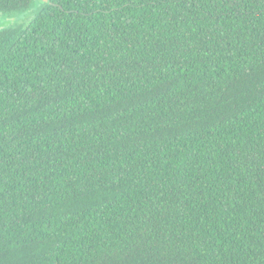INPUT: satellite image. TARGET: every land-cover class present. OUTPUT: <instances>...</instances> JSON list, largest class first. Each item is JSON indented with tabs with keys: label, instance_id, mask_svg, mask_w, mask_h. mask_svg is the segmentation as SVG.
I'll list each match as a JSON object with an SVG mask.
<instances>
[{
	"label": "trees",
	"instance_id": "1",
	"mask_svg": "<svg viewBox=\"0 0 264 264\" xmlns=\"http://www.w3.org/2000/svg\"><path fill=\"white\" fill-rule=\"evenodd\" d=\"M0 264H264V0H0Z\"/></svg>",
	"mask_w": 264,
	"mask_h": 264
},
{
	"label": "rangeland",
	"instance_id": "2",
	"mask_svg": "<svg viewBox=\"0 0 264 264\" xmlns=\"http://www.w3.org/2000/svg\"><path fill=\"white\" fill-rule=\"evenodd\" d=\"M34 11H35V6L30 7L21 14L18 13L5 14L0 12V28L16 25L19 22L28 19L31 15H33Z\"/></svg>",
	"mask_w": 264,
	"mask_h": 264
},
{
	"label": "water",
	"instance_id": "3",
	"mask_svg": "<svg viewBox=\"0 0 264 264\" xmlns=\"http://www.w3.org/2000/svg\"><path fill=\"white\" fill-rule=\"evenodd\" d=\"M44 2H48V0H43Z\"/></svg>",
	"mask_w": 264,
	"mask_h": 264
}]
</instances>
